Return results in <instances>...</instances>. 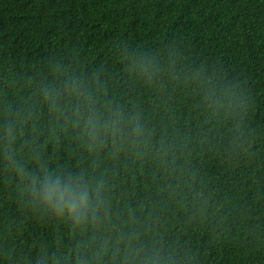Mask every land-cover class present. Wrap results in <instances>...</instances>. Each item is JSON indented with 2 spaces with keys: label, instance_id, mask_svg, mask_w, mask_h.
Here are the masks:
<instances>
[{
  "label": "trees",
  "instance_id": "1",
  "mask_svg": "<svg viewBox=\"0 0 264 264\" xmlns=\"http://www.w3.org/2000/svg\"><path fill=\"white\" fill-rule=\"evenodd\" d=\"M113 110L123 136L89 150ZM45 171L99 216L33 203ZM145 258L264 264V0H0V264Z\"/></svg>",
  "mask_w": 264,
  "mask_h": 264
},
{
  "label": "clouds",
  "instance_id": "2",
  "mask_svg": "<svg viewBox=\"0 0 264 264\" xmlns=\"http://www.w3.org/2000/svg\"><path fill=\"white\" fill-rule=\"evenodd\" d=\"M46 98L50 101V107H57L53 94H46ZM124 120L125 117L119 110H113L111 116L104 118L96 113L90 114L85 123L89 150L102 146L108 138L115 142L122 137ZM132 132L139 134V126L134 125ZM28 191L33 203L60 219L67 217L76 225L95 220L100 214L99 190L97 189V200L94 204L89 186L79 175L45 171L43 175L31 176ZM144 264H153V260L145 258Z\"/></svg>",
  "mask_w": 264,
  "mask_h": 264
}]
</instances>
